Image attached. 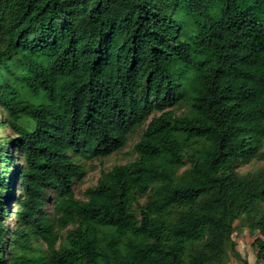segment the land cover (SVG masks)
Listing matches in <instances>:
<instances>
[{"label": "trees", "instance_id": "16d2710c", "mask_svg": "<svg viewBox=\"0 0 264 264\" xmlns=\"http://www.w3.org/2000/svg\"><path fill=\"white\" fill-rule=\"evenodd\" d=\"M0 108V264H248L232 235L264 198V169L236 170L264 157V0H0ZM143 124L136 158L76 198L71 152L108 156Z\"/></svg>", "mask_w": 264, "mask_h": 264}, {"label": "rangeland", "instance_id": "374dc122", "mask_svg": "<svg viewBox=\"0 0 264 264\" xmlns=\"http://www.w3.org/2000/svg\"><path fill=\"white\" fill-rule=\"evenodd\" d=\"M189 28L194 27L192 21L188 22ZM192 74L189 75L188 80L185 82V91L184 94L179 98V100L168 107L175 114L180 115L186 111L187 108V95L190 89V83L192 81ZM25 95L28 99H32L28 96V93L25 92ZM5 120V115L0 108V123ZM145 125H141L135 129V131L130 135L126 145L119 151L113 152L108 156L100 158H92L87 153L80 154L78 152L72 151V157L76 163H78L83 168V173L81 177L77 178L73 183V191L76 198L84 200V192L87 188L93 187L100 175L101 171H107L114 165L125 164L129 161H132L136 158L137 154L133 150V145L140 138ZM12 136L10 129L4 125L0 124V142H4L8 137ZM7 150H11L10 156L13 160H10L5 165L13 168V166H20L22 164V157L19 154V151H15L13 147H7ZM264 150V148H263ZM261 169H264V157L256 158L250 162L240 164L237 166V172L240 174L253 173ZM11 171H6L5 175L7 176V182L10 184ZM12 192L15 196L19 195L18 183L13 184ZM57 191L54 188H49L47 190V197L44 205V211L49 215L50 218L53 216V204L56 199ZM146 199H141L140 202H144ZM14 200H9L7 203V208L15 210L16 204ZM264 222V198L257 203V207L254 212L250 215H243L238 220L234 222L235 230L232 235L233 241L235 243V249L238 250L242 259L247 260L248 264H262L261 261H257L255 257V251L251 246L253 238L258 234L257 230L254 228L256 223ZM17 220L14 216H10L8 220V225L15 230L17 227ZM70 228L67 226L66 229ZM66 229H60V233L64 235ZM32 254L34 255H45L47 253L46 244L39 238H32ZM10 248L7 249L6 254L8 256ZM218 264H242V261L236 259L231 254L223 255Z\"/></svg>", "mask_w": 264, "mask_h": 264}]
</instances>
